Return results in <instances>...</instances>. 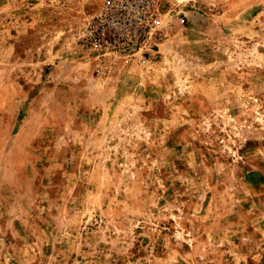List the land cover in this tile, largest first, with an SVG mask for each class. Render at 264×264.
Returning <instances> with one entry per match:
<instances>
[{"label": "rangeland", "instance_id": "374dc122", "mask_svg": "<svg viewBox=\"0 0 264 264\" xmlns=\"http://www.w3.org/2000/svg\"><path fill=\"white\" fill-rule=\"evenodd\" d=\"M160 1L98 72V0H0V264H264V0Z\"/></svg>", "mask_w": 264, "mask_h": 264}, {"label": "built area", "instance_id": "2783aa9c", "mask_svg": "<svg viewBox=\"0 0 264 264\" xmlns=\"http://www.w3.org/2000/svg\"><path fill=\"white\" fill-rule=\"evenodd\" d=\"M186 14L160 0H98L97 8L78 31L81 52L103 65L147 66L158 39L171 25H183Z\"/></svg>", "mask_w": 264, "mask_h": 264}]
</instances>
